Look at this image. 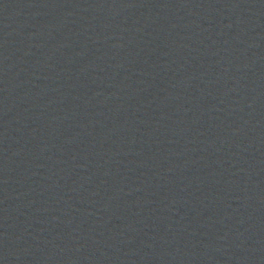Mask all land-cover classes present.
Here are the masks:
<instances>
[{
	"label": "water",
	"instance_id": "water-1",
	"mask_svg": "<svg viewBox=\"0 0 264 264\" xmlns=\"http://www.w3.org/2000/svg\"><path fill=\"white\" fill-rule=\"evenodd\" d=\"M0 264H264V0H0Z\"/></svg>",
	"mask_w": 264,
	"mask_h": 264
}]
</instances>
